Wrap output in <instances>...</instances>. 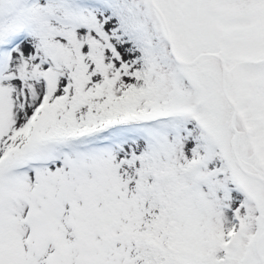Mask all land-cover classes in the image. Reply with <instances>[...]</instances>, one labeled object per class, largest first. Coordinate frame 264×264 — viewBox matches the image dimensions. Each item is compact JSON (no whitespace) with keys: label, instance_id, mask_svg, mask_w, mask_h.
<instances>
[{"label":"snow or ice","instance_id":"1","mask_svg":"<svg viewBox=\"0 0 264 264\" xmlns=\"http://www.w3.org/2000/svg\"><path fill=\"white\" fill-rule=\"evenodd\" d=\"M0 264H264V0H0Z\"/></svg>","mask_w":264,"mask_h":264}]
</instances>
